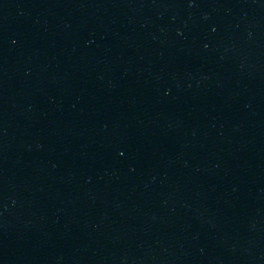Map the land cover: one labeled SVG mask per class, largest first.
Returning <instances> with one entry per match:
<instances>
[{
  "label": "water",
  "instance_id": "95a60500",
  "mask_svg": "<svg viewBox=\"0 0 264 264\" xmlns=\"http://www.w3.org/2000/svg\"><path fill=\"white\" fill-rule=\"evenodd\" d=\"M0 264H264V0H0Z\"/></svg>",
  "mask_w": 264,
  "mask_h": 264
}]
</instances>
